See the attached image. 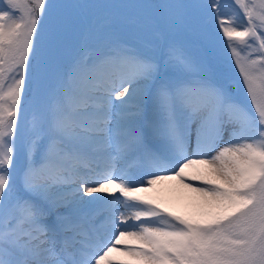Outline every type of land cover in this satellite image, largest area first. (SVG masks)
<instances>
[{"label":"snow or ice","instance_id":"obj_1","mask_svg":"<svg viewBox=\"0 0 264 264\" xmlns=\"http://www.w3.org/2000/svg\"><path fill=\"white\" fill-rule=\"evenodd\" d=\"M0 264H264V0H0Z\"/></svg>","mask_w":264,"mask_h":264},{"label":"rangeland","instance_id":"obj_2","mask_svg":"<svg viewBox=\"0 0 264 264\" xmlns=\"http://www.w3.org/2000/svg\"><path fill=\"white\" fill-rule=\"evenodd\" d=\"M221 59L226 66L231 65V60L229 58V54L227 53V51L221 52ZM235 71H236L235 68L232 67L231 73H234ZM225 140H227V137H225ZM154 194L160 195L169 205L176 207L177 210H182L183 201L177 198L179 194L178 195L175 194L174 191L163 189L160 190L158 193H154ZM179 202H181L182 204L179 205Z\"/></svg>","mask_w":264,"mask_h":264},{"label":"bare ground","instance_id":"obj_3","mask_svg":"<svg viewBox=\"0 0 264 264\" xmlns=\"http://www.w3.org/2000/svg\"><path fill=\"white\" fill-rule=\"evenodd\" d=\"M172 183H174V182H172ZM164 190H170V188H165ZM175 192V191H174ZM175 194H179V193H177V192H175ZM180 195V194H179ZM182 203L181 202H179V205H181Z\"/></svg>","mask_w":264,"mask_h":264}]
</instances>
